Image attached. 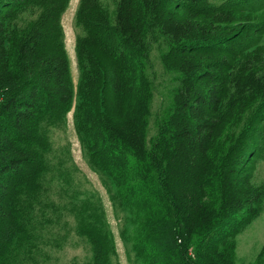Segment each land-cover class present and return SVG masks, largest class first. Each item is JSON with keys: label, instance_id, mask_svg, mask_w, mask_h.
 Returning <instances> with one entry per match:
<instances>
[{"label": "trees", "instance_id": "trees-1", "mask_svg": "<svg viewBox=\"0 0 264 264\" xmlns=\"http://www.w3.org/2000/svg\"><path fill=\"white\" fill-rule=\"evenodd\" d=\"M70 1L0 0V264L30 231L42 190L39 123L73 107L62 19ZM239 1L119 0L113 19L102 0L79 1L77 127L120 196L148 206L136 246L144 264H235L237 236L264 210L251 158L264 115L237 131L254 104L264 106V46ZM162 41L178 84L150 146L146 65ZM81 229L93 264H109L100 232ZM252 264H264V246Z\"/></svg>", "mask_w": 264, "mask_h": 264}, {"label": "rangeland", "instance_id": "rangeland-1", "mask_svg": "<svg viewBox=\"0 0 264 264\" xmlns=\"http://www.w3.org/2000/svg\"><path fill=\"white\" fill-rule=\"evenodd\" d=\"M80 0H71L63 14L65 46L71 62L75 86L73 107L61 120L45 118L39 123L48 147L43 153L46 170L40 181L42 190L33 202L28 234L11 245L6 264H93V247L81 228L91 226L102 235L109 264H144L136 246L146 234L148 206L142 201L127 202L120 196L115 180L94 161L84 137L78 131L76 105L81 70L76 54V38L82 27L75 21ZM119 0H102L111 18ZM245 16L250 15L252 41L264 46V0L237 2ZM242 12V11H241ZM28 17V16H23ZM26 19L20 23L25 24ZM167 46L153 43L146 72L151 81L152 98L148 117L149 145L157 138L161 125L172 109L177 87L175 71L167 69L162 56ZM264 106L254 104L237 131L249 122L261 121ZM257 160L253 180L264 183V139L252 145ZM141 202V203H140ZM152 207V205H151ZM264 246V210L238 236L235 264H252Z\"/></svg>", "mask_w": 264, "mask_h": 264}]
</instances>
